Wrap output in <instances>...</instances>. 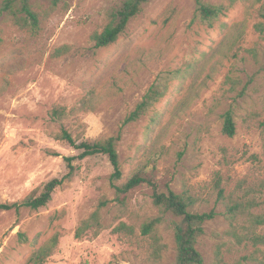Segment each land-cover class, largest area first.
<instances>
[{
    "label": "rangeland",
    "instance_id": "374dc122",
    "mask_svg": "<svg viewBox=\"0 0 264 264\" xmlns=\"http://www.w3.org/2000/svg\"><path fill=\"white\" fill-rule=\"evenodd\" d=\"M30 3L40 19L35 33L0 10V203L39 193L66 173L64 157L79 150L56 139L62 127L77 141L120 132L117 184L138 170L159 189L191 197L190 211L216 213L196 244L203 264H264V244L237 243L226 217L228 205L246 199L256 203L254 213L264 212V30L254 27L264 26L260 4L247 9L237 0L209 26L193 21L196 0H149L115 42L95 48L91 34L111 22L123 0ZM158 77L163 96L122 126ZM88 94L97 96L95 110L50 118L52 106L71 107ZM230 108L233 136L221 131ZM73 164V176L46 206L0 209V264H28L33 248L55 233L58 245L45 264H174V218L153 204L151 187L140 185L119 203L106 155ZM101 197L109 200L101 229L76 238ZM156 216L163 221L143 235L141 225ZM253 231L264 234V225ZM19 232L29 242H20Z\"/></svg>",
    "mask_w": 264,
    "mask_h": 264
},
{
    "label": "trees",
    "instance_id": "16d2710c",
    "mask_svg": "<svg viewBox=\"0 0 264 264\" xmlns=\"http://www.w3.org/2000/svg\"><path fill=\"white\" fill-rule=\"evenodd\" d=\"M50 1L54 6L59 0ZM147 1L149 0H123L121 7L112 14L111 22L105 25L101 31L91 34L90 41L93 47L99 48L115 42L126 29L128 22L141 11L143 4ZM236 1L229 0L228 5H211L205 3L203 0H196L193 21H199L212 26L213 22L220 15L224 14ZM241 1L246 3L247 9L252 8L255 4H260L257 12L260 17L264 18V0ZM0 10L6 16L12 18L16 25L29 28L32 33H35L39 29V14L34 10L30 0H1ZM254 27L260 32L264 30L261 22L256 23ZM66 47L58 48L52 54L54 56L60 55L61 51H64ZM165 89L166 85L163 78L158 77L148 87L134 108L124 117L122 126L135 122L142 117L153 103L163 96ZM97 105V96L88 94L77 100L71 107L64 105L52 106L49 110V115L54 121H62L80 112L93 111ZM221 117L222 133L227 136H233L236 124L231 108L224 111ZM260 128L264 139V119L260 122ZM120 135L121 133L118 132L117 135L95 141H77L69 130L62 127L55 135L56 139L64 140L70 146L79 150V153L75 156L64 157L66 173L60 178L54 177L47 181L39 193L33 191L19 202L0 203V209L8 210L14 208L18 212L21 207L37 210L40 207L46 206L51 200L54 191L73 176L75 172L73 161L75 159L103 154L107 156L112 167L110 180L115 189V200L123 203L128 193L140 185L145 184L151 187L153 204L164 214H169L174 218L171 220L175 243L174 264H203V256L197 249L196 244L198 238L204 233V223L214 218L216 213L213 210L203 212L190 211L188 208L194 201L191 197L174 192L168 185H165V189L163 190L159 189L152 178L144 176L138 170L127 177L123 183L117 184V181L122 178L117 151ZM219 194L222 195L221 190ZM108 201L105 197L99 199L96 209L78 224L74 232L76 238H80L86 231L97 233L101 229L100 210L106 206ZM254 206H256V203L249 199L239 200L227 206L226 217L230 224L229 233L237 243L251 241L254 244H264V234H258L253 231L254 228L264 225V212L254 213L252 211V207ZM162 221V216L150 218L141 225L142 234H149ZM18 237L22 243L29 242L24 233L19 232ZM58 241L59 234L55 233L33 248L27 258V263L45 264L48 258L55 252ZM31 242L35 243L36 237Z\"/></svg>",
    "mask_w": 264,
    "mask_h": 264
}]
</instances>
